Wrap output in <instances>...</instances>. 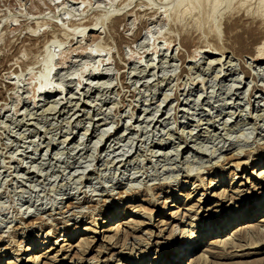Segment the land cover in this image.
<instances>
[{"label":"rangeland","instance_id":"obj_1","mask_svg":"<svg viewBox=\"0 0 264 264\" xmlns=\"http://www.w3.org/2000/svg\"><path fill=\"white\" fill-rule=\"evenodd\" d=\"M194 1L0 0V264L41 255L48 233L36 264H152L264 206V3ZM113 212L128 222L117 244L102 233ZM202 241L203 264H264V245Z\"/></svg>","mask_w":264,"mask_h":264},{"label":"bare ground","instance_id":"obj_2","mask_svg":"<svg viewBox=\"0 0 264 264\" xmlns=\"http://www.w3.org/2000/svg\"><path fill=\"white\" fill-rule=\"evenodd\" d=\"M128 1V0H127ZM187 1H189V0H180V3L182 4V3H185V2H187ZM197 1H201V0H196V1H194L193 3H198ZM221 1V0H220ZM219 0H218V2H220ZM229 2L230 1H232V0H228ZM215 2H217V0H215ZM262 2L264 3V0H262ZM200 3V2H199ZM216 4V3H215ZM227 4V3H226ZM223 5V4H222ZM219 6V3H217L216 4V6H214L215 8H214V12H216V11H218L217 9L219 8L218 7ZM220 12V11H219ZM230 20H233V19H230ZM232 22V21H231ZM234 22H237V21H235L234 20ZM230 23V22H229ZM233 23V22H232ZM84 25V24H83ZM253 25V24H252ZM86 26V25H85ZM97 25H95V24H91L90 26H88L87 28H89L90 29V31H94L96 28ZM75 27V26H74ZM73 27V28H74ZM77 27V26H76ZM86 28V29H87ZM243 28V27H242ZM79 28H77V30H78ZM244 29V28H243ZM242 29V30H243ZM77 30H76V32H77ZM85 30V29H84ZM246 30V29H245ZM244 30V31H245ZM249 30V29H248ZM248 30H246V32H247V35H248V38L249 37H253V29L252 28H250V30L248 31ZM73 32H75L74 30H73ZM234 40L239 44V46H240V49H246L247 48V46L249 45L248 44V41H247V39L248 38H246L245 36H244V32H240V33H238L237 32V34H234ZM97 39V38H96ZM58 43V42H57ZM53 44H55V43H53ZM59 46H61V45H59ZM238 46V47H239ZM87 47H89V46H87ZM102 51V50H101ZM261 51V50H260ZM64 52V51H63ZM81 52V51H80ZM100 52V51H99ZM60 53H62V52H60ZM65 53V52H64ZM82 54H84V55H89V56H92L93 57V55H94V53H93V51H90V50H84L83 52H81ZM261 53V52H260ZM70 54V53H69ZM98 54V53H97ZM63 55V54H62ZM100 55V54H99ZM216 55V53H214V52H212L211 54H210V56H215ZM54 56V55H53ZM258 57H262L260 54H259V56ZM54 57H52L51 55H50V57L48 56V58H47V60H46V62H47V64H46V66L48 67V69H47V67H46V73L44 74V76H43V80L41 81V85H40V83H39V85H40V87L37 89V88H35V89H37V92H39V91H42V89H43V86L46 88V90H47V88L49 87H47V85H50L49 84V76L51 75V72L54 70L53 69V66H52V69L49 67V65L51 66V64H52V59H53ZM260 59V58H259ZM66 60V59H65ZM65 60H64V62H65ZM221 61V60H220ZM63 62V63H64ZM51 63V64H50ZM58 64V63H57ZM62 65V61L60 62L59 61V65ZM58 65V66H59ZM64 65V64H63ZM55 67H56V64H55ZM54 67V68H55ZM58 69H59V67L58 68H56V70L55 71H58ZM65 69V68H64ZM97 70V69H96ZM93 73H92V76H96L98 73H96V72H94V71H92ZM51 82V81H50ZM53 84V83H52ZM54 88V87H53ZM49 90H50V88H48ZM56 89V88H55ZM45 90V89H44ZM43 90V91H44ZM48 90V91H49ZM64 91V90H63ZM52 93V92H51ZM61 93V92H60ZM41 95V94H40ZM33 96H35V95H33ZM35 98V97H34ZM69 99V98H68ZM46 110V109H45ZM48 110V109H47ZM62 111V110H61ZM88 113V112H87ZM107 132V131H106ZM184 134V133H183ZM128 138V137H127ZM132 148V147H131ZM236 157H237V155H236ZM238 157H240V156H238ZM138 159V158H137ZM225 159V158H224ZM123 160V159H122ZM152 160V159H151ZM252 161H255L256 162V164H255V167L253 168V173L255 172L254 170H255V168H256V166L257 167H259V170L258 171H256L255 173H256V175H257V177L259 178V179H261V181L263 182L264 181V158L262 159V160H252ZM254 162V163H255ZM113 164V163H112ZM237 170V169H236ZM210 171V170H209ZM83 174V173H82ZM86 176V175H85ZM205 178H202V179H200V181L202 182L201 184H203V182H205ZM232 180H234V179H232ZM223 182V181H222ZM252 182V181H251ZM199 185V184H198ZM222 185H221V178L220 179H213L212 181H210L209 182V184L208 185H206V186H203V185H201L199 188H202V189H204V193H203V195H207V196H209L210 195V197H211V193L213 192V191H216L215 189H217V188H220ZM255 187V186H254ZM211 189H214V190H212V191H210ZM211 192V193H210ZM130 193V192H129ZM224 194V193H223ZM226 194V193H225ZM123 196V195H122ZM128 196V195H127ZM226 196H229V195H226ZM212 198H216V199H220V200H222V199H224L225 197H224V195H222V194H219V195H216L215 193H213V195H212ZM237 198H238V195H236V196H231L229 199H231L232 201H235V200H237ZM198 202L200 203V202H202L200 199L198 200ZM176 208H179L176 204H173L172 205V209H170V210H168L167 211V213H166V215H169V217H171V216H174V218H176V215L178 214V211H175V209ZM243 211H245L244 210V208H243ZM243 211H242V214H243ZM119 213V212H118ZM117 212H113L112 214H110V216H108L107 217V219L106 220H104V221H102V228H103V230H102V233H108V232H112V233H114L115 232V236H116V238L113 240V239H111V240H109V241H113L114 243H118V239H119V232L121 231V230H123V227H124V225L125 224H127V223H124L123 221L124 220H126L127 218L126 217H122V220H120L119 219V217H118V214ZM134 216V215H133ZM117 217H118V221L116 222V223H112L113 222V220H115V219H117ZM253 220V221H252ZM122 221V222H121ZM130 221H134V219L132 220V219H130ZM163 221V220H162ZM162 221H159V222H162ZM238 222H241L242 224H240V225H238V226H235V227H232V229L230 230V228H231V226H233V225H235L236 223H238ZM223 223V221H220V224H222ZM257 223H259V225H256ZM261 223V224H260ZM88 224H90V225H92V226H97L96 224L97 223H88ZM108 226V228L107 227H105V226ZM131 224H129V226H130ZM223 226H221V228L219 229V228H217V229H215V227H212L211 228V230L212 231H208L207 233H200V232H198V231H194V232H191V235L190 236H188V237H182L181 238V242L180 243H174L173 244V242H172V250L170 251V253H168V254H166V255H164V256H162V259L160 258L159 260H157V261H155V262H153L152 264H182L183 262H184V260H185V258H188V260H189V262H188V264H203V260H204V257H205V255L204 254H199V252H196V250L198 249V248H200V246H201V242L203 243V241L202 240H209L210 241V243H209V245H208V249H206V252H211V253H213L214 251H212L211 249H222V255H228L229 253H227V250L230 248H234L235 250H237V249H239V250H243L242 248L244 247V248H259L260 246H262V245H264V231L263 230H261L260 228H261V226L263 227L264 226V206L263 207H255L254 209H253V211L252 212H249L248 214H243V216L242 217H235V218H233V219H231L230 221H228L226 224L225 223H223L222 224ZM256 225V226H255ZM175 226H177V225H175ZM190 226H193V227H195L196 225H190ZM101 227V226H100ZM175 228V227H174ZM87 229L88 228H85L84 230H83V236H86V235H89L88 233H86V231H87ZM90 230H91V228H89ZM177 230V229H176ZM229 231V232H228ZM48 232V231H47ZM99 232H101V230L99 231ZM186 232V231H185ZM227 233V234H224V233ZM90 233H92L93 235H97L98 234V230L97 229H94V230H92ZM176 231H174L173 230V233L171 234L172 235V238H175L176 237ZM181 233H184V230H182L181 231ZM249 233H252V234H254L252 237V239H251V243L249 242V244H252V246H248V247H246V245H234V246H229L230 245V243H231V241L233 240V238H232V236H237V237H239V239L241 240V241H244L245 243L247 242V235L249 234ZM204 234V235H203ZM224 234V235H223ZM200 235H203L202 236V239L200 238ZM48 238H46L44 241H42L41 242V249H40V252L39 253H37V254H41V255H37V256H31V257H29V259L27 260V264H36V263H38L39 261L38 260H40L39 258L40 257H43V256H45L48 252H50V248H43L45 245H47V244H49V242H48V240L53 236V234H50V233H48ZM59 236H61V235H59ZM56 237V242H54V244H57V241L59 240V238L60 237ZM129 236H131L132 237V234L131 233H129L128 231L127 232H125V237L127 238V237H129ZM206 236V237H205ZM74 237V236H73ZM81 237H82V234H81ZM234 237V238H235ZM109 238V237H108ZM172 238L170 239V243H171V240H172ZM86 240H88V238H84V241L86 242ZM250 240V239H249ZM62 241H64V245L62 246V248H64V247H68V246H72L73 245V241H72V236H70V235H64V239H62ZM87 243V242H86ZM86 243H84V244H86ZM87 246V245H86ZM88 248V247H87ZM233 250V249H232ZM231 250V251H232ZM28 251H31V248H27V251H24V252H28ZM264 252V251H263ZM39 256V257H38ZM242 256H246V254L245 255H242ZM144 258L142 257L141 258V261L143 260ZM206 260H207V258H206ZM206 262V261H205ZM15 263V262H14ZM14 263H11V262H8L7 264H14ZM16 264V263H15ZM25 264V263H24ZM124 264H128L127 262L126 263H124ZM204 264H206V263H204Z\"/></svg>","mask_w":264,"mask_h":264}]
</instances>
